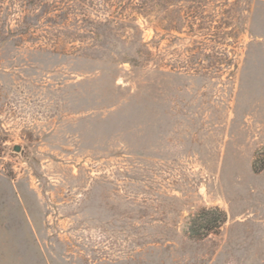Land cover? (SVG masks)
Here are the masks:
<instances>
[{
  "label": "rangeland",
  "instance_id": "rangeland-1",
  "mask_svg": "<svg viewBox=\"0 0 264 264\" xmlns=\"http://www.w3.org/2000/svg\"><path fill=\"white\" fill-rule=\"evenodd\" d=\"M139 1L0 0V264H264V0Z\"/></svg>",
  "mask_w": 264,
  "mask_h": 264
},
{
  "label": "trees",
  "instance_id": "trees-1",
  "mask_svg": "<svg viewBox=\"0 0 264 264\" xmlns=\"http://www.w3.org/2000/svg\"><path fill=\"white\" fill-rule=\"evenodd\" d=\"M150 1L151 0H140L139 1V6H140V8H142V9H139V10H147L148 8H149V5H150ZM153 1L154 0H152V5H153ZM155 2V1H154ZM139 14H143V13H139ZM110 25V21H107L106 23H104V24H101V26H104V27H107V26H109ZM136 29H138V27L136 26ZM93 35H95V37H96V39H100V38H102V36L103 35H101L99 32H93ZM135 38V40L134 41H132V42H130V44H131V47L130 48H134V50L136 49L135 48V44H140L139 43V39H140V42L142 41V35L141 34H136V36L134 37ZM138 46V45H137ZM141 46V45H140ZM142 47H143V45H142ZM140 49V48H139ZM145 50H147V49H145ZM137 51H138V55H137ZM139 52H141V53H143V51H141V50H136V54L134 53V55H132V58H129V57H123V58H120L119 59V61H120V63L122 62V63H129L130 65H132V67H135V65H136V60L138 59V58H140L141 59V54L139 53ZM144 54V53H143ZM127 55H128V53H127ZM128 56H131V55H128ZM225 222V217L223 216L222 218H221V221H220V224H223Z\"/></svg>",
  "mask_w": 264,
  "mask_h": 264
},
{
  "label": "water",
  "instance_id": "water-1",
  "mask_svg": "<svg viewBox=\"0 0 264 264\" xmlns=\"http://www.w3.org/2000/svg\"><path fill=\"white\" fill-rule=\"evenodd\" d=\"M20 150H21V148L19 146L15 147V151H20Z\"/></svg>",
  "mask_w": 264,
  "mask_h": 264
}]
</instances>
